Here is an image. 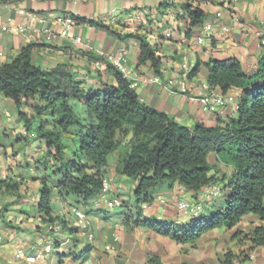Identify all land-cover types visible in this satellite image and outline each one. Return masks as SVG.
Returning a JSON list of instances; mask_svg holds the SVG:
<instances>
[{
  "label": "trees",
  "instance_id": "trees-1",
  "mask_svg": "<svg viewBox=\"0 0 264 264\" xmlns=\"http://www.w3.org/2000/svg\"><path fill=\"white\" fill-rule=\"evenodd\" d=\"M185 14L190 28L203 25L206 18L205 9L198 5L185 7ZM190 31L187 30V36ZM136 37L140 42L138 64L149 62L154 74L162 76L159 48L142 36ZM205 68L210 87L222 93L239 92L237 108L230 115L218 116L212 126L198 122L187 127L142 102L128 79L114 67L115 83L101 82L98 87H88L67 65L44 70L33 64L31 45L24 46L11 62L1 65L0 95L14 102L25 130L35 126L34 141L43 142L44 154L35 165L41 173L34 179L40 184L34 208L43 222L58 221L61 231H68L73 239L76 228L68 227L64 218L52 214L53 198L70 194L75 198L72 205L86 211V206L102 194L107 156L116 150L117 173L137 182L134 209L123 214V223L129 228L142 226L178 244H194L207 231L223 225L232 228L249 213L264 222V60L255 71H247L235 57L210 59ZM198 69L197 61L189 77ZM23 104L30 105L38 121L34 114L23 110ZM77 104L85 107L83 119L78 116ZM43 115L46 117L42 118ZM72 127L77 128L73 133L77 145L68 153L66 138L72 134ZM210 152L215 153L217 163L232 167L229 176L210 174L216 168L208 161ZM164 182L170 187L177 182L194 195L205 186L221 183V189L226 190L223 204L206 206L184 223L145 217L142 206L153 202L152 190ZM20 184L1 179L0 192H16ZM233 237L240 244L246 241L242 253H250L264 246V224L248 234L237 231ZM74 246L75 249L70 245L65 252L57 251L58 264H63V256L70 257L73 263L82 259L88 243L83 248ZM242 253L227 250L220 263L250 259L249 254ZM146 264L161 263L152 256Z\"/></svg>",
  "mask_w": 264,
  "mask_h": 264
},
{
  "label": "crops",
  "instance_id": "crops-1",
  "mask_svg": "<svg viewBox=\"0 0 264 264\" xmlns=\"http://www.w3.org/2000/svg\"><path fill=\"white\" fill-rule=\"evenodd\" d=\"M203 1L208 3L205 5ZM197 5L205 9L206 18L203 25L190 28L185 7ZM19 10L34 11L43 15L46 18V25L55 31L62 28L55 23V17L58 15L74 17L75 25L67 36H57L51 42H45L39 34L29 33L24 36L18 33V24L26 18L24 13L18 12ZM82 19L94 23L90 24ZM208 24L211 25V29L206 28ZM2 26H7V29L2 31ZM189 29L191 34L187 36L186 32ZM136 35L142 36L159 48L162 55V76H159V82L151 79L156 74L149 62L138 64L140 42ZM78 36L82 38L81 43L74 42V38ZM198 38L202 40L199 41ZM26 45H31L33 64L44 70L60 64L67 65V69L78 79L84 80L88 87H98L101 82L115 83L114 69L105 59L110 53L123 51L128 67L127 79L130 83L137 82L133 89L142 102L167 113L187 127H192L198 122L212 126L216 123L217 117L202 111L196 99L197 90L206 82L205 63L210 59L223 60L235 57L242 62L247 71H255L259 67L260 61L264 60V0H175L171 4H166L163 0H9L6 3L0 1V66L11 62ZM185 61L190 62L192 67L198 61L199 69L186 81L187 89L183 91L178 67ZM143 78L150 80L144 82ZM170 80L174 81L173 85L168 84ZM0 99L11 103L6 97ZM29 104H23L22 108L25 112L34 114ZM76 110L78 116L83 119L85 107L77 104ZM14 114L17 117L13 112V116ZM7 115H11L10 112ZM34 118L37 121L39 119L36 114ZM2 125L5 127L0 125V130L9 137V140L11 138L9 132L11 133L12 129L19 133L18 135L15 133V137L19 135L25 137L24 125L18 117L14 126L7 121ZM76 130L77 128L72 127L70 129L72 134L66 138L68 153L77 145L73 134ZM130 136L129 134L125 139L128 140ZM38 151L44 153L43 146ZM118 157L117 150L107 156L108 164L104 177L108 181L109 189L104 199L112 195L117 196L122 200L123 206L117 211H110L105 207L104 199L92 200L86 206L90 231L94 233L95 240L93 242L83 240L78 247L83 248V245L88 243L87 249L84 250L86 256L82 257V260L88 263L146 264L152 256H156L161 264H221L227 250L237 254L240 249L247 247L246 241L240 244L238 239L233 237L237 231L248 234L257 226L264 224L257 215L249 213L232 228L223 225L207 231L194 244H178L173 239L142 226L129 228L123 223V214L134 209L133 191L137 182L117 173ZM208 160L218 168L216 171L212 170L217 176L230 175L232 167L217 163L214 152L208 154ZM24 162L28 166L26 159ZM19 169L27 170L21 167ZM212 171L210 174H213ZM40 173L41 171L32 168L29 173L20 172L19 177L26 179L25 175H31L30 179L38 184L34 189V195L36 193L37 196L40 184L39 180L34 179ZM216 186H205L196 195L190 191L189 193L193 199H199L205 191L217 189ZM225 191L220 188L221 198L213 199L208 207L222 206ZM186 193L188 190L177 182L171 187L166 182L162 183L152 190L153 202L142 206L143 215L176 223L187 222L188 220L183 219L176 208V202ZM74 199L70 194L64 197L55 196L52 201V214L67 220V225L75 227L77 231L71 212ZM160 200H164L165 205L164 201ZM26 221L25 216L17 220L20 228H6L5 224H0V235H3V240H0V264H26L16 258L17 249L23 247L27 253H35L52 238L51 235L61 242L67 238L70 240L68 245L61 248L62 251L65 252L70 247L72 234L68 231L49 234L45 231L46 223L43 221L38 223L42 227L40 229L27 225ZM107 245L111 247L108 250ZM56 257L55 261L53 254H49L34 264H58L59 257L58 255ZM249 257L250 259L245 262L234 259L233 264H264V246L254 248ZM82 260L73 263L70 257H62L63 264H83Z\"/></svg>",
  "mask_w": 264,
  "mask_h": 264
},
{
  "label": "built area",
  "instance_id": "built-area-1",
  "mask_svg": "<svg viewBox=\"0 0 264 264\" xmlns=\"http://www.w3.org/2000/svg\"><path fill=\"white\" fill-rule=\"evenodd\" d=\"M175 0H163L166 3H172ZM206 5L208 1H203ZM19 13H24L26 15L25 20L18 24L17 31L21 35L27 36L29 33L39 34L42 36L45 42H51L57 36L65 37L70 33L73 26L75 25V20L70 15H58L55 17V23L60 25L62 28L60 31H55L51 27L46 25V18L38 14L37 12L30 11L24 12L23 10H19ZM207 29H211V25H206ZM7 29V26H2L1 30L4 31ZM199 41L202 38H198ZM74 42L81 43V37H75ZM106 62L109 63L110 66L114 67L117 71H119L124 77L127 78L128 75V67L126 63L125 53L123 51H118L117 53H110L106 56ZM192 69V64L188 61L181 63L178 67V76L180 78V85L183 91L187 89L186 81L189 79V73ZM155 82H159L160 78L158 75H154L151 78ZM148 78H143L144 82L149 81ZM168 84L173 85L174 81L170 80ZM132 88L137 86V82L130 83ZM239 96V92H227L222 93L218 88L210 87V85L205 82L200 85V88L196 92V99L200 105L202 111L207 112L216 117H225L230 115L236 111L237 108V99ZM109 185L108 181L104 179L102 194L98 198V200H103L106 194L108 193ZM105 207L108 210H112L116 207H120L122 205V200L117 196H109L106 200L104 199ZM176 207L178 211L183 215H198V212H201V205H190L188 201L179 200L176 203ZM71 212L74 216V223L77 227V233L82 237L85 242H93L95 240V235L92 231H90V221L87 217L86 211L83 207H72ZM195 216V217H196ZM48 232H60L61 224L58 221H54L52 223L47 224ZM2 236L0 235V240ZM70 240L67 238L65 241L60 243L59 247H55L51 241H48L43 245V247L37 250L35 253H27L23 247H19L16 251V258L18 260L24 261L26 264H34L38 262L40 259L44 258L46 255L53 253L58 250L62 251V247L68 245ZM109 245L106 246V249H110ZM82 260V259H81ZM83 264H92L88 263L86 260H82Z\"/></svg>",
  "mask_w": 264,
  "mask_h": 264
},
{
  "label": "rangeland",
  "instance_id": "rangeland-1",
  "mask_svg": "<svg viewBox=\"0 0 264 264\" xmlns=\"http://www.w3.org/2000/svg\"><path fill=\"white\" fill-rule=\"evenodd\" d=\"M2 97V99L5 97ZM239 98V96H238ZM9 99V98H6ZM10 102L7 100H1L0 99V125L2 127H5L2 125L4 121H7L9 124L13 125L16 124V115L13 112L17 114L16 112V107L14 102L9 99ZM238 101V99H237ZM10 112L11 115H7V113ZM8 117V118H7ZM46 116L43 115L42 118H45ZM15 122V123H14ZM0 126V127H1ZM18 129V127H16ZM25 130V129H24ZM25 137L19 135L18 137H15V133L17 134L16 129H12L11 133L9 132L11 138L9 140V137L4 135L2 131L0 130V180L1 179H6L7 181H14L13 178H15V181H20V188L16 192H6L2 193L0 192V224L4 225L7 228H13V227H18V222L17 220L21 219L22 217H26V224L29 226H34L37 227L38 229L42 228L41 226L38 225L39 222H42V218L39 216V213L37 210L34 208V203L37 201L38 196L34 195V189L38 186V184L34 181L33 179H30L31 175L27 174L25 175L26 179H21L22 173H29L30 170L36 169V167H33L34 164H37V162L34 161V159H39L42 154L38 150L41 146H43V142H34V136H35V126L30 130H25ZM19 134V133H18ZM17 134V135H18ZM26 140V141H25ZM40 143V144H39ZM68 151V150H67ZM39 152V153H38ZM39 155H38V154ZM24 159L28 161V166L25 165L26 162H24ZM209 161V160H208ZM39 168H42L40 164H38ZM21 168H26L27 170H21ZM218 168L214 169L216 171ZM29 170V171H28ZM27 171V172H26ZM21 172V174H20ZM213 173V171H212ZM29 175V176H28ZM221 175V174H220ZM217 189L211 190V191H205L204 194L202 193V196L197 199H193L192 195L189 193H186L180 197L179 200H185L190 203V205H201V211H203L204 207L211 205V201L213 199H220L221 198V192L220 188L221 185L217 184ZM214 189V188H213ZM210 195V196H208ZM163 202L164 200H160ZM177 203V202H176ZM220 203H218L219 205ZM165 205V201H164ZM177 208V207H176ZM119 207H116L110 211H117ZM13 211V212H11ZM177 212L183 216V219L190 220V218L195 217L196 215H183L181 214L178 209ZM200 213V212H198ZM4 215V216H3ZM10 215V216H9ZM8 217V219L6 218ZM11 217V218H9ZM29 219L31 220L29 222ZM8 222V224L6 223ZM65 224L67 225V220H64ZM37 223V224H35ZM46 223V222H44ZM52 223V222H50ZM47 224L45 225V231L47 233H56V232H48L47 230ZM69 227V226H68ZM71 227V226H70ZM59 233V232H58ZM73 239L71 241V246L73 249H75L76 246L75 244L78 245L80 244L83 239L80 235H78L77 231H73ZM3 238V235H1ZM51 239L49 238L48 241H51L52 243H55L56 247L60 246L61 240L58 238H53L51 235ZM3 240V239H2ZM244 249H240L238 253H242ZM75 251V250H74ZM246 251V250H245ZM51 253L53 254V257L55 261L57 260L56 255L57 253ZM84 252V251H83ZM86 252L82 254V257L84 258L86 255ZM245 254H250L248 252L242 253V255Z\"/></svg>",
  "mask_w": 264,
  "mask_h": 264
}]
</instances>
